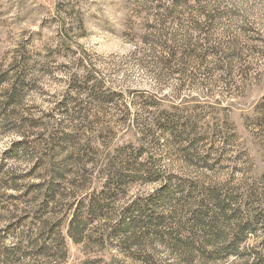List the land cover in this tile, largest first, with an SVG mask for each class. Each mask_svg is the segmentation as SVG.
Masks as SVG:
<instances>
[{
    "label": "rangeland",
    "instance_id": "rangeland-1",
    "mask_svg": "<svg viewBox=\"0 0 264 264\" xmlns=\"http://www.w3.org/2000/svg\"><path fill=\"white\" fill-rule=\"evenodd\" d=\"M0 264H264V0H0Z\"/></svg>",
    "mask_w": 264,
    "mask_h": 264
},
{
    "label": "trees",
    "instance_id": "trees-1",
    "mask_svg": "<svg viewBox=\"0 0 264 264\" xmlns=\"http://www.w3.org/2000/svg\"><path fill=\"white\" fill-rule=\"evenodd\" d=\"M73 160H72V157L71 156H69L68 157V160L66 161V163H71ZM77 161H79V162H74L73 164H75V163H77L76 164V166L75 167H77V168H81L82 167V160H77ZM67 167H68V165H67ZM66 167V168H67ZM63 173V172H62ZM57 174V175H54L53 174V180L54 181H57L58 179H60L62 176H63V174ZM50 197H51V199H52V201L53 202H55L56 201V198H57V194L55 193V190H54V187H52V190H51V193H50ZM197 218H201V217H195V221H197ZM52 219H54V217H51V218H49V220H52ZM198 222V221H197ZM80 233V232H79ZM78 236H80V234H77L76 236H75V240L76 239H78L79 237ZM216 236V234H214V237ZM205 242H207V243H211L212 242V240H209V239H206L205 240ZM182 244H181V248H179V250H183V251H185V256L186 257H188V259H190L192 256H193V253L191 252V251H193V246L195 245L193 242H190V240H187L186 242H185V244H184V242H181Z\"/></svg>",
    "mask_w": 264,
    "mask_h": 264
}]
</instances>
